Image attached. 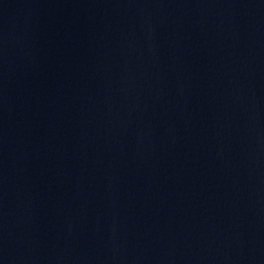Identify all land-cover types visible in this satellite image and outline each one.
I'll list each match as a JSON object with an SVG mask.
<instances>
[{
    "label": "water",
    "instance_id": "obj_1",
    "mask_svg": "<svg viewBox=\"0 0 264 264\" xmlns=\"http://www.w3.org/2000/svg\"><path fill=\"white\" fill-rule=\"evenodd\" d=\"M0 264H264V0H0Z\"/></svg>",
    "mask_w": 264,
    "mask_h": 264
}]
</instances>
